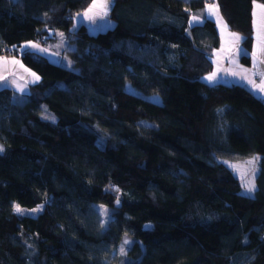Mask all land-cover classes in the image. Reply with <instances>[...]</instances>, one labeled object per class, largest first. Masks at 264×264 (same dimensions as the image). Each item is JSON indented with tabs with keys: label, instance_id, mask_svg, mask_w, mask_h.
I'll return each mask as SVG.
<instances>
[{
	"label": "trees",
	"instance_id": "16d2710c",
	"mask_svg": "<svg viewBox=\"0 0 264 264\" xmlns=\"http://www.w3.org/2000/svg\"><path fill=\"white\" fill-rule=\"evenodd\" d=\"M93 1L0 0V57L39 77L22 104L0 90V264H264V102L204 83L220 38L190 19L208 3L115 0L113 28L70 33ZM212 1L250 66L251 9L264 0ZM55 30L73 36L72 70L19 52ZM255 156L256 190L242 196L219 160Z\"/></svg>",
	"mask_w": 264,
	"mask_h": 264
},
{
	"label": "crops",
	"instance_id": "0c3cea01",
	"mask_svg": "<svg viewBox=\"0 0 264 264\" xmlns=\"http://www.w3.org/2000/svg\"><path fill=\"white\" fill-rule=\"evenodd\" d=\"M115 0H110V3L107 7H103L100 5H103L105 0H95L96 6H94V1L88 6L87 9H85L84 12L80 13L82 15L83 20L86 16H95V17H104L107 18L108 10L111 8V5L113 4ZM209 6L206 4V6L203 8V10L199 14H195L190 19V24L196 25L201 24L205 19H209L213 21L216 24L217 28V34H219L220 38V46L217 50H214L211 54L212 61H214L213 64V70L216 69L218 71L216 77L214 78L213 84H237L241 87L247 88L253 95L256 97H259L264 102V92H261L259 90L258 85H261L262 82H264V47H262L258 43V36L264 35V27L261 28L259 31V23L261 22V17L264 15V6L258 3H253L252 5V28L254 32V39H253V47L251 51V60H250V66H244L240 64V58L243 53H241V49L244 50L241 39L242 37L239 36L236 33H233L228 30L226 23H224L221 13L219 12L218 8L211 6V11H209ZM195 18V19H194ZM84 25V24H83ZM86 28L87 26L84 25ZM237 37H240V39H237ZM34 44L33 43H25L22 45H29ZM36 45V44H34ZM42 46L36 45L35 48L32 47H25L22 51H30V52H38L44 48H41ZM39 48V49H37ZM245 52V50H244ZM255 52V56L253 53ZM42 54V53H41ZM54 54V53H52ZM46 59L50 63H57L56 58L51 55V57L46 56ZM10 60L9 63H13L18 67V71L22 72L23 78L20 77V79H24V83L22 86H24L26 94L28 92V89L31 85H34V83H37L39 79L37 80L36 76L29 75L25 71H23V64H20V62L16 58H5ZM52 59V60H50ZM255 65V67H254ZM23 66V67H22ZM212 70V71H213ZM210 74V73H209ZM26 75V77H25ZM209 76V75H207ZM206 77V76H205ZM2 88H9L8 86H2ZM1 88V89H2ZM0 89V90H1Z\"/></svg>",
	"mask_w": 264,
	"mask_h": 264
},
{
	"label": "rangeland",
	"instance_id": "374dc122",
	"mask_svg": "<svg viewBox=\"0 0 264 264\" xmlns=\"http://www.w3.org/2000/svg\"><path fill=\"white\" fill-rule=\"evenodd\" d=\"M108 17V15H107ZM86 25L87 29H88V33L91 35H97L98 33H102V32H106L108 31V29L113 28L114 26V22L112 19H110V17L108 18H104V17H95V16H86L85 19L83 20L82 15L81 14H77L75 16L73 25L70 27V33L74 32L76 30L77 27H79L80 25ZM264 27V15L263 17H261V22L259 23V31L261 30V28ZM73 36L70 35H66L65 31L63 32L62 30H55V39L54 41H50L47 42L46 44L40 45L38 43H35L36 45L42 46L41 48H44L43 50L45 51H40V53H38L41 56H49L51 57V55L55 57H60V58H56L57 60V64H59L62 68L64 69H68V70H72L73 66V62H71L70 58L67 55L68 51H71L74 49V44L71 42L70 39H72ZM33 43V42H30ZM25 44V43H24ZM23 49H25V45H22L19 52H21ZM39 49V48H37ZM42 53V54H41ZM54 53V54H52ZM10 58L8 56H1L0 57V89L2 88V86H8L11 88L13 94H12V98L13 101L15 103L18 104H22L24 103V101L27 99L26 96V91L23 85L24 83V79H20L23 78L24 75H22V72L20 74V72L18 71V67L16 65H14L13 63H9L10 60L5 59V58ZM52 60V59H50ZM214 64V61H213ZM23 67V66H22ZM23 71H25L26 73H28L29 75H33L28 69H26L25 67H23ZM218 71L216 69H214L209 76H211L213 73H215ZM215 73V74H217ZM36 76V75H33ZM206 76V77H209ZM217 76V75H216ZM215 76V77H216ZM26 77V75H25ZM206 77H203V81L205 84L207 85H211V83H213L214 79L210 82L206 79ZM126 91L131 93V94H135L139 97H142L143 99H147L148 101H151L153 103L159 102V97L157 95H142L140 92L132 89L129 85L126 86ZM41 118L44 119H49L51 121H55V118L47 113L44 112V114L42 115ZM256 157V156H255ZM259 157V156H257ZM254 157L248 158L245 161H228V160H219L223 165H226L233 173L234 176H236L241 185V191L240 194L242 196H249L252 197L254 192L252 193H247V190L245 188V184H254L255 178H256V174H257V168H258V164L257 161H255L253 164H248L247 162L252 160ZM235 166V167H233ZM255 190H256V186H255ZM15 213L22 215V216H31V217H35L37 215H39L42 212V207L39 206L38 208L35 209H25L22 207H19L18 205H15ZM17 208H19V211H17ZM101 214L103 215V224L106 227V224L109 220V217H107V215L104 213L103 209H100ZM127 241V243H125ZM131 241V236L127 235L126 238L124 239L123 243L120 245V251L121 249H123V252L121 251V253H124L125 250L128 248L129 244Z\"/></svg>",
	"mask_w": 264,
	"mask_h": 264
},
{
	"label": "snow or ice",
	"instance_id": "6c2138e0",
	"mask_svg": "<svg viewBox=\"0 0 264 264\" xmlns=\"http://www.w3.org/2000/svg\"><path fill=\"white\" fill-rule=\"evenodd\" d=\"M109 3H110V0H105L104 4H103V5H100V6L107 7ZM94 6H96V4H95V0H94ZM209 11H211V6H209ZM194 19H195V18H194ZM237 39H240V37H237ZM258 43H259L262 47H264V35H260V36H258ZM25 47H32V48H35L36 45H34V44H29V45H26ZM41 51H45V50L42 49ZM240 51H241V53H243L244 55H247V53L244 52V50L241 49ZM253 55L255 56V52L253 53ZM262 62H264V61H262ZM254 67H255V65H254ZM33 75H35V74L33 73ZM215 76H216V74L213 73L211 76L206 77V79H207L208 81L211 82V81L215 78ZM36 79L38 80L39 77H36ZM256 87H258L259 90H260L261 92H264V82H262L261 85H258V86H256ZM259 159H260L259 157H254L252 160L248 161L247 163H248V164H253L255 161H257V160H259ZM233 167H235V166H233ZM244 186H245V188H246V190H247V193H252V192L255 191V185H254V184H247V183H246ZM17 211H19V208H17ZM125 243H127V241H126ZM121 251L123 252V249H121Z\"/></svg>",
	"mask_w": 264,
	"mask_h": 264
},
{
	"label": "built area",
	"instance_id": "2783aa9c",
	"mask_svg": "<svg viewBox=\"0 0 264 264\" xmlns=\"http://www.w3.org/2000/svg\"><path fill=\"white\" fill-rule=\"evenodd\" d=\"M205 1H206V3L210 4L211 6H213L215 4V2L212 0H205Z\"/></svg>",
	"mask_w": 264,
	"mask_h": 264
}]
</instances>
